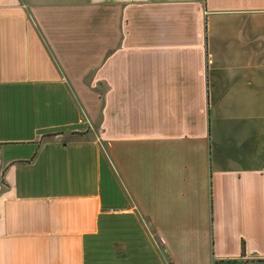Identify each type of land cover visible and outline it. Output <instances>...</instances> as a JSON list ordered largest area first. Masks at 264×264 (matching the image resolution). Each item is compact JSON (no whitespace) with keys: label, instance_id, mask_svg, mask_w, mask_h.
Masks as SVG:
<instances>
[{"label":"crops","instance_id":"crops-1","mask_svg":"<svg viewBox=\"0 0 264 264\" xmlns=\"http://www.w3.org/2000/svg\"><path fill=\"white\" fill-rule=\"evenodd\" d=\"M226 260L264 264V0H0V264Z\"/></svg>","mask_w":264,"mask_h":264},{"label":"rangeland","instance_id":"rangeland-1","mask_svg":"<svg viewBox=\"0 0 264 264\" xmlns=\"http://www.w3.org/2000/svg\"><path fill=\"white\" fill-rule=\"evenodd\" d=\"M98 91H102L101 89H98ZM223 264H241V262L236 260H226Z\"/></svg>","mask_w":264,"mask_h":264},{"label":"trees","instance_id":"trees-1","mask_svg":"<svg viewBox=\"0 0 264 264\" xmlns=\"http://www.w3.org/2000/svg\"><path fill=\"white\" fill-rule=\"evenodd\" d=\"M100 95H102V93L100 92Z\"/></svg>","mask_w":264,"mask_h":264}]
</instances>
